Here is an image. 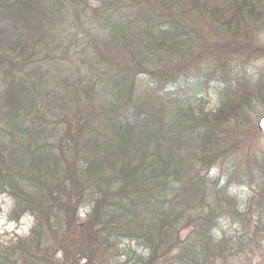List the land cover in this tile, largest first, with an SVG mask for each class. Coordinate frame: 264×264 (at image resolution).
Listing matches in <instances>:
<instances>
[{"label": "trees", "instance_id": "trees-1", "mask_svg": "<svg viewBox=\"0 0 264 264\" xmlns=\"http://www.w3.org/2000/svg\"><path fill=\"white\" fill-rule=\"evenodd\" d=\"M222 1L0 0V194L34 221L10 247L23 264H212L231 250L213 230L239 219L232 184L264 185V155L235 157L264 78L223 65L264 55L251 37L264 0ZM197 8L228 34L208 56L191 45Z\"/></svg>", "mask_w": 264, "mask_h": 264}, {"label": "rangeland", "instance_id": "rangeland-1", "mask_svg": "<svg viewBox=\"0 0 264 264\" xmlns=\"http://www.w3.org/2000/svg\"><path fill=\"white\" fill-rule=\"evenodd\" d=\"M212 6H217L215 10L219 11V8L226 6L222 0H212ZM191 15L189 20V27L193 37L199 33L198 37L195 38L191 45L195 49H202L204 55L208 56L211 50L206 49V46L211 47L216 45L217 42L225 41L226 35L221 33L218 25L214 20L211 19L210 14L207 11L204 13L199 12L198 8L189 12ZM188 17V18H189ZM67 28H70L69 33L73 32L76 38L86 39L84 31L87 30L83 25L75 29L73 26L65 24ZM246 27H249V23ZM251 37L257 38L255 42H259L264 47V28L255 29L251 31ZM222 44V43H221ZM223 45V44H222ZM221 45V46H222ZM223 47V46H222ZM97 54V53H96ZM256 56V57H255ZM250 55L249 58L240 56L236 57L235 60H228L223 67L227 70V73H231V69L245 71L248 70L254 77L264 78V55L260 56ZM203 62V61H201ZM82 62L78 60L77 65L74 68L79 67ZM103 65V63H102ZM203 66L204 64L201 63ZM205 100H207L206 111H214L221 103L222 97L214 88H208ZM256 112L251 115L254 119L253 123L257 133L254 135L248 134L247 130L251 126L248 121L245 125V134H241L240 138H236L237 152L235 153L236 160L240 163L245 160L246 155L251 152L258 156L264 155V133H260L257 129V120L260 115L264 112V106L258 104L255 108ZM255 117V118H254ZM232 122L230 123L231 127ZM234 128V127H231ZM230 192L238 194L236 197L237 201V214L238 220L231 221L230 219L222 218L218 227L213 230V234L217 237L226 235L232 237L234 245L221 256H218L213 260L212 264H264V185H242L232 184ZM13 201L8 194H0V256L3 259L12 258L16 262L13 264H23V254L19 253L16 248H10L17 242L18 239H26L31 233V228L34 224L33 218L29 214L20 216L19 219H15L12 216ZM88 211L87 207H82L78 211V217L83 219L85 213ZM243 217V219H242ZM244 218L249 220V224L258 221V229L255 230L254 234L252 229L248 226H242ZM132 247L139 253H144L142 248L132 244ZM56 258L60 257V252L56 251ZM24 264H26L24 262Z\"/></svg>", "mask_w": 264, "mask_h": 264}, {"label": "water", "instance_id": "water-1", "mask_svg": "<svg viewBox=\"0 0 264 264\" xmlns=\"http://www.w3.org/2000/svg\"><path fill=\"white\" fill-rule=\"evenodd\" d=\"M257 129L260 133H264V112L260 115L257 120Z\"/></svg>", "mask_w": 264, "mask_h": 264}]
</instances>
